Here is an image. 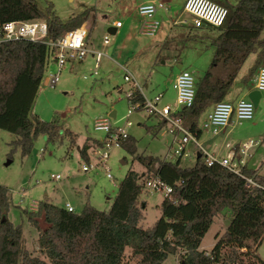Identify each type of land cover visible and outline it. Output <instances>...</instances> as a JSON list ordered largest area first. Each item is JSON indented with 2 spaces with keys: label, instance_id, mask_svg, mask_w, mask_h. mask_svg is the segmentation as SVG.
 <instances>
[{
  "label": "trees",
  "instance_id": "16d2710c",
  "mask_svg": "<svg viewBox=\"0 0 264 264\" xmlns=\"http://www.w3.org/2000/svg\"><path fill=\"white\" fill-rule=\"evenodd\" d=\"M217 1L228 10L225 23L212 39V59L197 79L193 104L177 114L183 121L187 117L193 120L190 129L197 137L199 116L224 100L247 57L255 54L254 64L242 79L246 89H252L250 81L264 65V0H238L234 4ZM0 18L43 19L48 25V36L56 39L85 23L89 12L85 9L62 20L52 3L41 10L35 0H0ZM47 58L48 49L40 42L17 40L0 44V129L15 134L12 144L20 147L22 156L30 152L38 135L44 134L52 142L61 136L57 118L43 121L32 114ZM220 68L226 70V79L218 74ZM130 100L143 102L137 89L131 90ZM65 132L73 144L75 135ZM120 146L136 155L129 136ZM89 147L84 143L79 149L87 160ZM135 159L151 175L172 187L159 205V218L150 227L139 225L143 217L144 204L139 202L143 187L134 170L126 173L106 211L86 202L80 213H73L44 199L37 203L36 210L25 209L24 213L34 228L40 229V217L46 223L39 230L37 241L39 251L50 262L122 264L126 246L135 240L138 245L132 255L138 259L137 264H162L179 250L184 251L181 264H264L250 245L258 244L264 237V174L258 169L242 168L257 184L247 186L238 175L218 163L207 165L201 156H196L191 166H182L181 158L160 160L138 154ZM9 204V190L0 185V264H48L23 248L21 227L7 218ZM224 208L230 211L229 223L205 255V250L199 249L201 241ZM243 247L246 252L240 251Z\"/></svg>",
  "mask_w": 264,
  "mask_h": 264
},
{
  "label": "rangeland",
  "instance_id": "374dc122",
  "mask_svg": "<svg viewBox=\"0 0 264 264\" xmlns=\"http://www.w3.org/2000/svg\"><path fill=\"white\" fill-rule=\"evenodd\" d=\"M148 1L152 0H35L41 10L48 3H52L55 14L62 20L87 9L89 47L103 53L96 75L92 74L94 54L89 53L81 61L74 60L72 66L66 64L55 86L49 84V74L55 71V65H46L32 114L43 121L57 118L62 129L58 139L47 141L46 135L40 134L33 141L30 152L22 156L20 147L12 144L16 139L15 134L0 129V185L9 190L7 218L21 227L23 248L48 264L53 263L39 251L37 241L39 230L46 223L40 217V229L30 225L24 213L25 209L31 210L30 204L37 205L47 199L58 207H64L68 202L74 209L73 213H80L87 202L98 210L106 211L128 171L151 175V171L135 159L136 155L152 156L160 160L177 159L172 154V147L173 137L177 140L179 134L172 132L173 126L169 122H164L160 117L150 115L142 109L134 110L127 119L130 105L127 94L131 90L139 89L133 86V79L124 80L125 69L147 97L152 98L161 93V105L167 104L174 108V77L182 69L190 71L196 80L205 73L214 51L212 39L219 34V30L212 27L195 28L191 16L181 13L184 0H162L170 5V10L158 11L155 18L159 21V27L153 35L142 34L139 31L141 16L137 7ZM228 1L232 4L238 2ZM92 19L95 20L94 23ZM116 20L122 23V27L109 33L108 28L114 27ZM174 20H183L186 23L172 25ZM105 36L109 38L108 44L103 43ZM261 37H264V31ZM254 60L255 54L252 53L241 66L225 97L227 101L233 102L235 97L248 99L242 79L254 64ZM256 73L250 84H253ZM218 74L226 79L225 69L220 68ZM176 109L180 111L179 107ZM105 117L111 120L114 128L126 130L136 149V155H132L123 146L111 147L106 160L108 170L96 158L98 143L91 141L99 142L105 138L103 131L94 129L95 120ZM206 117L207 111L199 116L198 124L202 126ZM188 118L183 121L184 126L189 125ZM127 120L131 121V126H126ZM65 130L75 135L73 144ZM263 138L264 92H261L258 104L254 106L253 118L241 121L240 124L235 123L230 139L231 142L239 144L249 140L255 143L249 150L247 168L258 169L260 174H264ZM85 142L90 146L87 151L88 160L78 150ZM195 147L192 143L186 145V156H182L180 160L182 166L195 163L198 153ZM90 164L99 165L88 171L82 170L84 165ZM107 172L111 174V178L106 176ZM51 175H59L60 179L53 180ZM139 177L141 183L143 179ZM163 198L162 193L142 188L139 202L144 205L141 208L143 217L139 225L143 228L152 226L161 214L159 205ZM229 220L230 211L227 208L222 209L205 233L201 248L211 250L218 239L217 234L225 232ZM137 245L138 241L135 240L128 243L122 264H137L138 259L132 255ZM250 245L264 261V237L258 244ZM183 254L184 251L179 250L169 255L162 264H181Z\"/></svg>",
  "mask_w": 264,
  "mask_h": 264
},
{
  "label": "built area",
  "instance_id": "2783aa9c",
  "mask_svg": "<svg viewBox=\"0 0 264 264\" xmlns=\"http://www.w3.org/2000/svg\"><path fill=\"white\" fill-rule=\"evenodd\" d=\"M168 12L170 7L164 1L150 2L141 4L137 7V12L141 16V22L139 24V31L142 34L153 35L158 27L159 21L155 18L158 11ZM182 12L191 16L192 25L195 28L223 27L228 10L227 8L214 1V0H184L182 6ZM178 23H186L183 20H174L172 25ZM122 26L120 21H115L114 27L118 29ZM28 40L32 42L43 43L48 49L47 63H53L55 65V71L49 76V84L55 86L59 79L61 70L66 64L73 65L74 60L81 61L84 57L92 53L94 54V68L92 74H97L99 67V60L103 53L98 50H93L89 47L88 41V28L83 24L76 29L65 32L60 37L53 39L48 36V25L43 19H27V20H8L3 21L0 18V44L17 41ZM104 44L109 43L108 36L103 39ZM124 80L130 81L133 79V86L139 89L143 102H133L130 100L131 91L127 94L129 109L127 112V119L134 110H144L146 113L160 117L164 122H169L173 126L172 132L179 134V139L176 137L173 139L172 154L181 158L186 156L185 147L188 143L194 144L198 153L204 163L212 165L218 163L225 167L227 170L238 175L245 180L247 186H257L252 177L243 173L242 168L246 166L247 159L250 157L249 150L255 145L251 140L241 143L235 149L232 144H226V153L222 156L218 155L212 149H207L202 143L199 142L196 134L190 129V126H184L183 120L177 116L179 107H190L196 96V82L194 75L185 69H182L175 76L172 87L176 92V107L171 108L167 104L161 105L162 94L159 93L152 98L147 97L142 88L138 86L136 81L129 72L125 69ZM252 89L258 90L260 93L264 92V67H261L254 79ZM251 89V90H252ZM254 115V105L249 99L239 98L235 102L222 100L212 106V109L207 114L206 120L202 124V128L209 130L213 136L218 135L221 129L229 125L232 118L237 122L251 120ZM126 126H131V121H126ZM94 129L100 130L105 133V138L101 141V145L97 147L95 151L96 158L99 163L108 170L106 160L110 155V148L120 145L122 140H125L128 136L125 129L119 127L114 128L111 120L107 117L96 119L94 122ZM84 165L83 171H88L92 167ZM108 178H111V174L106 173ZM53 180L60 179L59 175H51ZM143 181L142 187L149 189L153 192L162 193L164 196L168 195L172 191V187L156 176H141ZM37 205L30 204V209L35 210ZM64 209L73 212L74 209L71 204L65 203ZM241 252H246V248L243 247ZM209 251L205 250V255H208Z\"/></svg>",
  "mask_w": 264,
  "mask_h": 264
},
{
  "label": "crops",
  "instance_id": "0c3cea01",
  "mask_svg": "<svg viewBox=\"0 0 264 264\" xmlns=\"http://www.w3.org/2000/svg\"><path fill=\"white\" fill-rule=\"evenodd\" d=\"M157 1H162V0H157ZM222 1H227L228 3H230L228 0H222ZM150 2H156L154 0L152 1H148V2H145V3H141V4H146V3H150ZM165 3H167L166 1H164ZM139 4V5H141ZM232 4V3H230ZM138 5V6H139ZM170 7V5H169ZM171 8V7H170ZM181 13H182V10H181ZM158 14V12H157ZM156 14V16H157ZM94 20V19H92ZM95 21V20H94ZM117 21V20H116ZM87 22L86 21L85 23H83L86 27H87ZM122 27V26H121ZM111 28V27H110ZM115 28V27H114ZM109 30V28H108ZM117 29H115V32H116ZM89 43V42H88ZM54 64L52 63L51 66H53ZM49 66V65H48ZM48 68V67H47ZM53 73V72H52ZM50 72V74H52ZM49 74V76H50ZM175 78V77H174ZM174 81V80H173ZM250 89H245L246 91V94L247 92L249 91ZM226 97V96H225ZM240 98H243V97H240ZM237 99H239V97H235L234 98V101L235 102ZM225 101L226 98H224ZM212 109V106L207 109V114L210 112V110ZM114 114V113H113ZM114 116V115H113ZM99 119V118H98ZM189 120V125H186V126H190V123L193 121L190 117L188 118ZM237 123V124H240L239 122H237L234 118H232L231 122L229 123L228 126H226L225 128L221 129L220 132L218 133V135L216 136H213L209 130H206V132H204L205 130H203L202 126L198 124L199 128H200V135L198 136V140L200 143H202L207 149H212L213 151H215L218 155L222 156L226 153V144L229 143V144H232L234 146V148L236 149L239 145V143H233L230 141L231 139V135H232V130L234 128V124ZM174 139V137H173ZM91 141H98V140H91ZM86 143V142H85ZM99 143L101 144V141H99ZM81 147H78V150L80 149ZM90 150V149H89ZM197 154V153H196ZM246 167H247V164H246ZM260 173V172H259ZM145 175L144 173L140 174V176H143ZM121 183V182H120ZM119 183V185H120ZM118 185V187H119ZM68 203V202H67ZM36 204V203H35ZM65 205V204H64ZM64 208V207H63ZM219 234V233H218ZM222 233H220L221 235ZM202 242V241H201ZM200 250H206V249H203L201 248V244H200V247H199ZM206 251H209V250H206Z\"/></svg>",
  "mask_w": 264,
  "mask_h": 264
},
{
  "label": "water",
  "instance_id": "95a60500",
  "mask_svg": "<svg viewBox=\"0 0 264 264\" xmlns=\"http://www.w3.org/2000/svg\"><path fill=\"white\" fill-rule=\"evenodd\" d=\"M108 32L114 33L115 28L114 27L109 28ZM246 96L253 103V105L256 106L261 98V93L256 89H252L247 92ZM183 109H185L184 106H181V110ZM196 156L200 157V153H197Z\"/></svg>",
  "mask_w": 264,
  "mask_h": 264
}]
</instances>
